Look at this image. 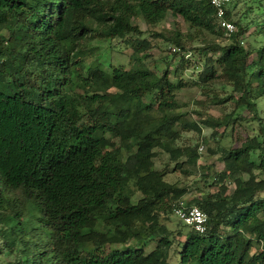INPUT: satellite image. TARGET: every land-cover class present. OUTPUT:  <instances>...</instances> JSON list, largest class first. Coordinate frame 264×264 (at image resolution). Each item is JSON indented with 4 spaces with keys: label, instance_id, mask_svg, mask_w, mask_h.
Listing matches in <instances>:
<instances>
[{
    "label": "trees",
    "instance_id": "trees-1",
    "mask_svg": "<svg viewBox=\"0 0 264 264\" xmlns=\"http://www.w3.org/2000/svg\"><path fill=\"white\" fill-rule=\"evenodd\" d=\"M167 14L223 37L207 0H0V224L4 251L19 247L14 264H164L174 236L166 215L184 190L162 181L152 149L173 161L182 157L189 167L197 161L195 149L169 144L178 126L199 133L196 122H181L179 70L172 82L168 64L159 73L141 64L144 40L130 43L128 69L84 66L77 53L87 38L141 36L134 17L154 26ZM224 18L234 32L223 37L224 46L196 49L205 56L197 79L205 85L218 68L238 95L235 112L221 119L196 115L211 130L225 129L245 121L244 110L259 126L238 148L218 149L223 169L212 177L216 192L185 202L205 214L206 226L197 234L178 221L184 227L176 233L183 239L178 264H264V198L257 197L264 178L252 173H264V118L256 110L264 94V45L242 46L246 26L229 9ZM166 41L178 49L174 54L184 52L178 34ZM256 151L257 166L249 160ZM226 180L233 184L229 193ZM135 192L140 198L133 203ZM137 224L145 227L130 234ZM129 238L142 247L153 239L155 248L145 254L125 247ZM253 244L259 251L250 254Z\"/></svg>",
    "mask_w": 264,
    "mask_h": 264
},
{
    "label": "rangeland",
    "instance_id": "rangeland-1",
    "mask_svg": "<svg viewBox=\"0 0 264 264\" xmlns=\"http://www.w3.org/2000/svg\"><path fill=\"white\" fill-rule=\"evenodd\" d=\"M228 9L231 12L233 21H237L241 26H246V31L241 36L242 46L255 49L264 45V35L261 33L264 30V1L231 0ZM131 24L138 28L142 34L141 36L128 35L124 39L116 38L113 40L87 38L81 44L77 57L81 58L84 66L95 63L104 71H109V66H119L123 69H128L133 64L132 57H130L132 56L130 43L134 42L133 40H144L148 44L147 49L137 54L141 64L154 73L161 72L168 64L172 82L176 79L173 76L174 70H179L177 78L182 82L183 87L176 92L175 99L179 105L178 112L182 114L181 122L186 124L196 122L199 133L192 129L179 128L178 126L176 136L169 141V144L172 149H195L197 161L193 167H189L183 163L184 159L182 157L173 161L166 152L159 148H154L152 150L155 152V157L152 159V164L153 169L162 174L163 182L184 190L180 200L193 203L202 196L212 194L217 190V186L212 184V177L223 169L218 149L238 148L240 144L257 134L258 122L251 121V114L242 110L241 116L246 118L245 121L233 124L232 127L228 126L225 129L211 130L203 126L200 123L202 119H199L196 115L199 112L221 119L235 112V98L238 95L232 92V85L223 76H220L218 68H216L218 77L205 85L198 84L197 79L205 56L196 49L209 44L224 46L229 41L221 35L219 36L214 30L211 32L193 31L179 17H174L170 14H167L162 21L154 26L146 25L138 17L132 18ZM173 34L180 36L184 52L180 51L177 54L171 52L170 49L174 45L166 40L172 37ZM3 35L5 36V32H3ZM181 56L184 58L182 62L179 61ZM252 60L253 55L250 56L249 62ZM251 83L252 86L256 85L255 81ZM229 95L232 98H228ZM218 100L225 101L216 103ZM256 110L257 116L263 119L264 94L256 99ZM199 148H201L200 151ZM258 155L259 152L256 151V153L249 156V160L255 166L259 162ZM259 172L257 169H252L254 176L263 179L264 173L260 174ZM239 177L246 178L243 174H240ZM225 187L229 193L233 189L232 182L226 180ZM257 197L264 198V192L257 194ZM139 198L140 195L135 192L132 196V202L134 203ZM164 204L168 207L167 205L170 202L166 201ZM165 212L168 213V209H165ZM161 216L163 218L164 215ZM166 218L168 221L165 226L174 236L171 245L164 251V264H178L177 253L179 251V243L183 239L182 237H177L176 233L183 232L184 227L171 214L168 213ZM144 227L145 225H134L130 228V234ZM3 229L4 225L1 223L0 264H14L15 255L19 247L16 244L6 248L9 252L4 251V244L8 239L1 233ZM97 229L100 230L102 228L97 226ZM124 246L130 248L142 247V243L129 238ZM109 247L114 249L121 246L111 245ZM142 248L145 254L150 253L155 248V241L152 239L145 242ZM257 251H259V247L253 244L250 254H255Z\"/></svg>",
    "mask_w": 264,
    "mask_h": 264
},
{
    "label": "built area",
    "instance_id": "built-area-1",
    "mask_svg": "<svg viewBox=\"0 0 264 264\" xmlns=\"http://www.w3.org/2000/svg\"><path fill=\"white\" fill-rule=\"evenodd\" d=\"M212 7L216 28L222 31L224 38H228L234 32L232 22L224 18L231 0H207ZM172 53L178 49L172 47ZM201 148H199L200 151ZM172 216L181 224L197 234H203L206 226V216L195 206H186L184 200H177L171 205Z\"/></svg>",
    "mask_w": 264,
    "mask_h": 264
}]
</instances>
